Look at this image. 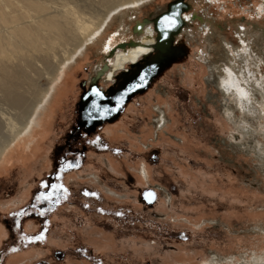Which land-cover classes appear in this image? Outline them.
Returning a JSON list of instances; mask_svg holds the SVG:
<instances>
[{
  "label": "rangeland",
  "instance_id": "obj_1",
  "mask_svg": "<svg viewBox=\"0 0 264 264\" xmlns=\"http://www.w3.org/2000/svg\"><path fill=\"white\" fill-rule=\"evenodd\" d=\"M184 4L189 9L181 15L204 16L208 24L204 27L198 19L183 24L174 40L181 49L176 63L159 75V84L147 93L143 106L129 111L126 124L135 127L133 131L122 124L113 127L116 130L106 134L110 147L90 153L86 163L87 171L104 177L103 191L112 194V198L104 194L103 207L122 209L124 217L115 223L105 217L91 219L75 210L68 214L62 208L52 217L53 227L40 217L37 223H25L19 246L11 230L0 224V264H89L71 255L81 247L101 257L103 264H251L264 259V162L253 151L256 144L250 143L252 139L243 140L227 123L222 106L226 103L213 79L214 64L225 58L224 41L239 45L236 32L242 26L255 50L261 71L257 76L264 81V0H153L125 19L121 36V19L117 18L103 37H122L124 41L118 45L136 43L140 33L134 29L139 23L172 14L175 7ZM118 47L117 51L128 46ZM101 55L99 45H93L78 58L66 74L68 78L57 83L56 90H63L53 114L46 121L45 113L33 138L16 144V153L12 150L0 158V182L6 187L2 191L5 198L0 196V218L14 207V199L35 195L37 180L57 165L61 151L54 140L61 139L65 130L63 118L70 108L65 96L76 82L74 72L87 62H104ZM158 112L166 116L164 129L153 126L160 117ZM235 114L250 123L247 127H254V142L264 147V121L237 111ZM140 119L149 120L151 125L141 127ZM124 127L127 131L121 130ZM164 133L165 140L161 139ZM143 136L149 138L151 153L162 151L160 163L152 157L149 162L138 158L143 154ZM231 141L239 151L230 146ZM245 142L248 144L243 150L239 144ZM146 163L148 182L139 174ZM148 185L157 200L144 209L139 194ZM126 217L127 225L122 224ZM101 223L114 228L107 231L99 226ZM40 235L43 239H34ZM12 248L18 250L12 252ZM56 250L70 256L65 262H57L53 259Z\"/></svg>",
  "mask_w": 264,
  "mask_h": 264
},
{
  "label": "bare ground",
  "instance_id": "obj_2",
  "mask_svg": "<svg viewBox=\"0 0 264 264\" xmlns=\"http://www.w3.org/2000/svg\"><path fill=\"white\" fill-rule=\"evenodd\" d=\"M150 1L153 0H0V158L12 150L16 153L17 143L33 138L59 92L57 83L68 77L70 68L91 46L99 45L108 79L152 54L157 41L153 27L146 26L136 43L133 41L132 46L117 53L112 52L123 38L103 37L117 18L121 19V36L125 19ZM184 16L190 17L186 23L194 20L192 15ZM198 17L206 27V17ZM236 34L239 45L224 41L225 58L214 64L213 79L226 103L222 106L227 123L238 130L243 140L252 139L250 143L256 144L253 151L264 162V147L254 142V127H247L250 123L235 114L237 111L264 121V81L257 76L261 71L255 50L246 40L244 27H238ZM241 48L247 52H241ZM225 67L234 73L232 77L223 72ZM237 85L248 93L247 99L240 98ZM247 144L240 143L239 147L245 150ZM230 146L239 151L234 143ZM251 264H264V259Z\"/></svg>",
  "mask_w": 264,
  "mask_h": 264
},
{
  "label": "flooded vegetation",
  "instance_id": "obj_3",
  "mask_svg": "<svg viewBox=\"0 0 264 264\" xmlns=\"http://www.w3.org/2000/svg\"><path fill=\"white\" fill-rule=\"evenodd\" d=\"M170 6L172 7L176 5L171 4ZM175 9L176 11L174 12L181 11L183 14V12H187L189 7L184 4L182 7H175ZM161 17L162 14L152 19L156 21ZM183 17L184 15H181L182 19ZM193 18L195 20H200V17L196 14L193 15ZM152 19L147 20L153 21ZM185 23L186 22L184 20V24ZM177 43L178 41L172 43L169 47L165 48L163 52L154 50L148 58L142 59L133 66H128L127 70L119 72L116 74L115 78H107L108 76L106 75V72L108 69L107 65H104L106 64L105 62H87L82 65L77 72H74L76 82H74L73 88L68 90V94L65 96L70 100V108L68 106V109L65 111V117L63 118L65 130L63 134L61 133V139L58 141L54 140L55 146H57V143L59 142L58 147H60L61 151V157L59 158L57 165L54 166L48 174H45L43 178L37 180L38 184L35 189V195L31 194L29 199L27 198L28 200L24 199L18 201L17 199H14L12 201L14 207L4 216L5 219L0 218V224L10 229L15 241H18L16 243L17 246H19L24 239L22 230L25 223L28 221H36L34 223H37V220L40 217L42 219H46L47 226H52V217L58 214L62 208V210L66 211L68 214H70L72 210H75L88 215L91 219L95 217L102 219L105 217L110 218V220L115 223H119L120 219L124 217L122 209H114L113 207L107 209L103 207L104 194H107L109 198H112V194L108 190V192L103 191L105 185L103 182L104 177L98 175L97 173L87 171L86 163L89 160L90 153L98 154L110 147L108 143L109 137H107L106 134L108 132L110 133L111 130H116L113 127L116 126L118 128L121 127L120 124H122L133 131L135 127H128L126 124V121L130 116L129 111L135 107L141 108L143 106V102L147 101L145 100V96L147 93H151V91L153 92L156 84L159 82V75L168 69L170 65L176 63L175 58H177V55H180L181 52V49L176 45ZM158 56H160L161 65L158 66V70H154V77H152V79H150L148 84L144 87L137 88L132 91L131 89L134 86L132 79L134 76L146 69ZM93 89H98L103 94V99L98 96H94L92 93ZM62 90L63 88L60 92H58V94H55L54 99L47 110L46 121L49 115L53 114L52 108L56 103L58 95L62 93ZM125 93L127 94L125 95ZM120 96H123L124 99L122 105L118 106L116 105V98ZM93 100L101 105V109H103V107H108L118 108V110L107 114H98L96 110L92 108ZM160 114V116L164 117L165 120H162V117H158V120L155 121V123H152L154 127L158 125L159 127L157 128L164 129L167 125L166 116L162 112ZM140 122H142L140 125L141 127L151 125L149 120L142 121L140 119ZM140 126H138V128H140ZM121 130L127 131L125 130V127ZM47 135H49V133ZM166 136L167 135L164 133V137L161 139L165 140ZM130 137L133 138L131 135ZM40 140H42V136L38 138L36 143L38 144ZM141 141L143 143V154L138 155V158L141 159L140 156H142V160L145 159L149 162L150 157H152L155 162L160 163L161 155L163 154L162 151L153 150V153H151L150 141L148 137L145 139L143 136ZM67 164H71L73 167H64V170L61 171L60 169ZM147 165L148 164L146 163V166H144L141 173H139L142 178L146 180V182H148L149 178ZM145 169H147L148 172L145 171ZM57 176L60 177L59 180L57 179ZM1 178L2 176L0 179ZM42 184H47L49 187L45 189L41 187ZM51 184H63L68 189V196L67 199H63V194L61 193V202L58 205L53 203L51 205V210H48L50 208L49 202L37 201L36 196L41 192L51 191ZM13 188H15V186ZM3 189L5 190L6 187L4 188V185L0 182V196L5 198V194L2 193ZM85 191L94 192L96 195L85 196ZM10 192L12 193L13 190H10ZM10 192L7 191L6 194ZM149 192H152L149 185L140 190L139 200L144 209H148L152 206L149 200L146 199ZM19 202L22 203L21 207L19 206L21 205ZM33 205H35V207H33ZM85 205H87V207H85ZM41 212L44 214L41 215ZM117 212L122 213V215H116ZM127 221L128 218L126 217L125 220L122 221V224L127 225ZM99 226L107 231L113 230L114 228L109 223H101ZM15 249L18 250V248ZM68 254L62 250H56L53 252V259L57 262H65L67 256H70V254ZM71 255L79 259L83 258V260L88 261L89 264H103L101 257L94 256L92 251L87 248H78L76 251L72 252ZM39 264H47V262L44 261Z\"/></svg>",
  "mask_w": 264,
  "mask_h": 264
},
{
  "label": "snow or ice",
  "instance_id": "obj_4",
  "mask_svg": "<svg viewBox=\"0 0 264 264\" xmlns=\"http://www.w3.org/2000/svg\"><path fill=\"white\" fill-rule=\"evenodd\" d=\"M179 15H180L179 12H173L171 15H165V16L161 17L160 23L164 26V28H162V34L164 35L165 38H167L168 30H171V29L176 28L178 26ZM183 19L188 20V19H190V17L184 16ZM165 29H167V30H165ZM242 31H243V28H241V32ZM241 44L242 45L244 44L243 40H241ZM240 51L246 53L247 49L241 48ZM231 54L237 55V53H231ZM153 68H155V65H153ZM223 72L226 73L228 77H232L234 75V73L227 67H225L223 69ZM146 76H147L146 73L144 75H141L139 77L140 83L135 84L131 90L134 91L137 88L144 87L147 83ZM226 90H229V89H226ZM236 92L239 94L241 99H247L248 93L244 89L240 88L238 85L236 87ZM92 93L94 96H98L101 99H103V94L98 89H93ZM126 94L127 93H125V95ZM123 99H124L123 96L117 97L116 98V105H118V106L122 105ZM92 108L94 110H96V112L98 114H107L109 112L118 110V108H108V107H103V109H101V105H99L94 100L92 101ZM90 115H91V113H90ZM64 167L71 168V167H73V165L67 164V165L63 166L60 170L63 171ZM57 179L59 180L60 177L57 176ZM41 187L47 189L49 187V185L42 184ZM61 193L63 194V199H67L68 189L63 184H51V191L41 192L39 195L36 196V200L37 201H48L50 204V208L48 210H51V205L53 203L58 205L61 202V195H60ZM54 194H55V198H54ZM84 195L85 196H95L96 193L85 191ZM146 199H148L149 202H152V200L155 199V194L149 192L146 196ZM33 207H35V205H33ZM85 207H87V205H85ZM40 214L43 215L44 213L41 212ZM116 215L119 216V215H122V213L117 212ZM34 239H37V240L43 239V235L37 236ZM11 250L16 251L17 249L13 248Z\"/></svg>",
  "mask_w": 264,
  "mask_h": 264
},
{
  "label": "water",
  "instance_id": "obj_5",
  "mask_svg": "<svg viewBox=\"0 0 264 264\" xmlns=\"http://www.w3.org/2000/svg\"><path fill=\"white\" fill-rule=\"evenodd\" d=\"M180 15L178 17V20H179V23H178V26L176 28H173L171 30H168V35H167V38L164 37V35L162 34V28H164V26L160 23L161 21V18H159L158 20H154V21H151V20H143V22L139 23L138 26L134 29V32L135 33H141L145 26L147 24H153V28H154V31L156 32V35H157V44L154 46V50H158L160 52H163L165 50V48L169 47L174 39L180 34L181 32V29H182V26L184 24V20L181 18V14L182 12L179 11ZM168 15H171V14H168ZM163 17V16H162ZM167 30V29H165ZM132 43L133 42H125V43H121L119 44L118 46H120V48H124L126 46H132ZM117 47H115L116 49ZM119 48V47H118ZM117 50H113L112 53H116ZM150 55H146L144 56L143 59H146L148 58ZM155 65V68H152V66ZM161 65V61H160V56L156 57L155 60L152 61V63L146 68L144 69L142 72L138 73L137 75L134 76V78L132 79V82L135 84H138L140 83V80H139V77L141 75H144L145 73L147 74L146 76V79H147V83L146 85L148 84V82L150 81V79H152V77H154V70H158V66ZM133 66V65H132ZM157 67V68H156ZM233 135H237V134H233ZM237 137V136H236ZM234 143V141H231ZM230 142V143H231ZM233 147V146H231ZM234 148V147H233ZM151 193H154L155 194V199L152 200L151 205L154 204V202L156 201V193L155 192H151Z\"/></svg>",
  "mask_w": 264,
  "mask_h": 264
}]
</instances>
